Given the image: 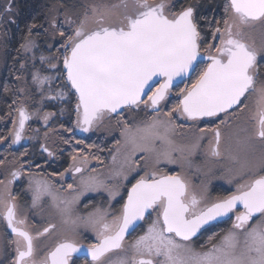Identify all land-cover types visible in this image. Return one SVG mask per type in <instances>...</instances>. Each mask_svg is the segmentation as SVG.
I'll use <instances>...</instances> for the list:
<instances>
[{"label": "snow or ice", "instance_id": "obj_1", "mask_svg": "<svg viewBox=\"0 0 264 264\" xmlns=\"http://www.w3.org/2000/svg\"><path fill=\"white\" fill-rule=\"evenodd\" d=\"M13 2L9 0L3 15H15ZM223 13V27L217 26L211 33L219 43L205 45L201 20L206 18H198L195 4L177 7L174 0H131V4L121 0L112 5H90L82 14H75L76 19L66 10L64 23L73 28L61 45L59 56H37L38 45L32 38L37 25L29 26L20 50L31 55L21 62L20 68L26 69L31 62V83L42 94L46 86L51 92L53 82L60 81L56 94L46 98L64 101L74 97L76 128L88 132L113 114L122 119L125 109H139L141 105L154 115L135 128L123 121L122 135L128 153L112 172V178L119 180L117 184H106L95 175L85 177L80 165L87 164L88 156L83 153H73V163L65 169L73 175L81 174L78 186L67 185V190L76 193L71 199L60 201L47 181L30 180L32 207L43 196H51L63 223L75 226L82 220L95 231L96 243L84 245L64 239L52 247H42L40 239L56 225L33 232L9 187L22 173L11 172V179L0 194V220L12 236L8 241L12 255L7 264H75L73 256L77 253L86 257L83 264H264V43L257 46L249 42L250 29L264 28V0H226ZM50 24L57 28L55 15ZM65 35L59 31L61 38ZM58 63L62 68H58ZM47 70H56L57 74H43ZM177 81L190 83L178 88L177 102L162 112L160 105L177 87ZM10 90L5 84L4 91ZM17 91L23 94L26 88ZM251 97H255V111L250 109ZM17 103L11 133L14 144L24 139L26 122L35 114L29 112L25 99H14L13 105ZM245 113L250 115L244 126L233 123ZM53 115L45 113V124ZM174 116L192 122L223 119L211 129H199L192 143H177L173 137L182 126L174 122ZM221 126L231 129L223 151ZM206 131L214 137L209 155L226 157L234 166L228 169L229 183L236 182L234 192L212 201L207 200L206 188L197 193L182 173L158 169L161 160L168 164L187 162L190 166L189 157L200 147ZM41 148L49 156L54 155L45 145ZM138 152L143 155L133 159ZM112 161L117 164L116 155ZM141 162L146 170L127 189L118 215L109 220L107 211L97 209L87 217L73 218L71 205L86 191L103 187L110 201L120 196L123 181L141 168ZM59 175L63 177L64 173ZM152 211L157 215L147 231L125 245L126 235ZM222 218L232 222L227 230L213 234L218 243L196 251L191 246L193 237L205 225Z\"/></svg>", "mask_w": 264, "mask_h": 264}, {"label": "flooded vegetation", "instance_id": "obj_2", "mask_svg": "<svg viewBox=\"0 0 264 264\" xmlns=\"http://www.w3.org/2000/svg\"><path fill=\"white\" fill-rule=\"evenodd\" d=\"M56 1L61 2L59 3L61 4L60 11L62 9H65V11L67 9L68 10L74 9V10L79 11L78 8H82V7H84V9L87 8V5H86L87 0H56ZM14 10H15V15L13 19L15 20V23L10 22V27H6V32L9 31V29L13 26L15 27L14 32L18 29L21 16L19 18L17 7L14 6ZM65 11H63V13ZM221 12L223 13V10ZM59 24L62 27L65 25H68L66 27H68L69 35L71 34L73 26L66 24V23L64 24V16L60 19ZM220 27L222 28L223 24ZM260 28H258L257 26L255 29L249 30V36H250L249 41L255 42L257 46H260L262 44L259 41L262 38V35H264L263 30H261ZM46 29L47 31H45ZM50 29H53V27L51 26L47 28V25H46V27H38L33 30L37 33L40 32L41 34L40 40H46L47 42L49 41L51 45V50H53L52 53H54L55 56H59L61 55L63 51L61 48V45L64 43V40L60 39L58 42L56 41L60 37L59 31L61 30L58 31L56 29H53L52 31H50ZM62 31H64V29ZM260 31L261 33H259ZM254 32L258 33V37L256 34L253 36ZM218 43H219V40L215 39L214 45ZM58 49H60V52L57 51ZM53 62L56 63L57 61H53ZM58 68H62V64L58 63ZM59 83L60 81H54L51 86L52 88L51 92L49 91L47 87L46 90L48 91H45V93H47L48 95H55L56 89ZM43 99H44V102L42 101L43 105L48 106V107H45L46 109H44V111L46 113H54L53 116H56V114L60 113V109H59L60 106L61 108H63L64 105H67V109L71 108V110H73L72 124L68 123V125L65 126L62 123L61 124H57V123L51 124L49 122H47V124H45V122L36 123V122H33L31 118L29 123L25 126L24 139H22L19 143L14 144L12 142L13 138L11 137L9 138L8 148L11 150H19L22 153H24V155L20 157V160L19 158H10V156L6 157L7 159L4 158L3 164H0V181H3L4 182L3 184H7L8 181L11 179L12 171L14 170L21 171L22 173L21 176L17 178L15 181H13L12 184L9 186L10 190L12 194L17 197V204H18L19 211L21 214L27 215L28 225L33 230L34 233L35 231H42L43 228L47 227L49 224L56 225V228L54 230H51L48 234L42 237L39 241V244L42 247L43 246L52 247L55 245L56 242L64 240V239H72V240H77V239L72 237L71 235L66 234V231L64 230L65 229L64 224L61 220V213L58 210L51 207L53 205L52 203L53 199L51 196L49 195L43 196L41 199L42 204L39 205L40 202H38L36 207H32L33 190L29 186L30 180L33 178L35 179L36 177H39L40 179L49 181L51 191L52 192L54 191L55 192L54 194L59 198V200L63 201L65 198L62 199L61 197L65 193V190L67 188L66 183H68V180L73 178L72 184L75 186L74 177H72L71 173L65 172V169H68L69 165L72 164L73 162L71 159L72 154L82 153L83 151L81 149H77V147L81 146L80 143L76 144L75 142L74 144L67 145V143H64L65 139L62 137L65 134V136L71 137L70 140H66V141H71L73 138L78 141H83V144L86 146L87 145L86 142H88L89 137L96 132L95 131L96 127L88 132H83L80 129L75 127V122H74L75 98L74 97L70 96L69 98H67L69 102H67L66 100L61 101L59 99L57 100H50V99L47 100L46 98H43ZM249 103H250V109L251 108L255 109V97H251L249 100ZM248 114L249 113H246V115ZM211 119H214V118H204V120H211ZM217 125L218 123H212V122L208 124L205 123V129L206 130L211 129ZM11 126H12V123H10L9 131L11 130ZM222 127L223 126H221V130L223 131ZM68 128H71L72 131L71 132L67 131ZM46 133L47 135H45ZM206 133L208 135V131H206ZM75 136L78 139L74 138ZM213 140H214L213 134L212 135L210 134L208 138L204 139L205 141L204 152L206 153V156H208L210 159H214L218 161L220 160V158H214L209 155L210 142H212ZM93 141L95 143L96 139H93ZM93 141L90 144H94ZM41 145H45L50 151L54 153V155L49 156L47 152L43 151V149L41 148ZM83 148L86 151V155H88L89 153L95 152L91 149L88 150L86 147H83ZM108 150H110L109 146H107V149L104 153L105 155L107 154ZM21 165H23V168H21ZM60 173H64L63 177L59 175ZM199 173L206 176V177L202 176L200 178L207 179L208 184H210V187L208 188V194H207L208 201H212L217 197L226 196L234 192L236 189V182H233L231 186H226L225 184H222V181L220 182L221 177L215 178V176L211 175L212 173H208L204 171L199 172ZM66 174H68V178ZM214 178L215 179L219 178V180L215 181ZM225 179H227L226 181L228 182V184H231L229 183V179H231V176H226ZM189 181L192 184V186H194L193 189L196 192L201 190V187L198 185L199 182L194 183L190 179ZM3 184H0V185H3ZM127 189H126V192H127ZM126 192L124 194V197L126 195ZM44 197L47 198V202L46 200L43 202ZM88 198H91V196ZM123 199L119 207V211L123 205ZM80 205H81V201L79 202L78 207H80ZM233 219H234V216H233ZM144 220L138 225V227L129 236L125 238V242L133 239L136 235H138V233L141 231L142 226L144 225L143 224ZM231 222H232L231 219H228V218H222L217 221L210 222L208 225H205L197 233L195 237H193L191 246L193 248H197L201 246L202 244H205L207 247H211V244L213 242L218 243V238L213 236V234L214 233L218 234V233H221L222 231L227 230L231 226ZM75 231L76 230L74 229V232ZM209 237H213V240L209 241ZM91 238H92L91 235L87 236L88 240H90ZM10 239H12L10 229L7 228L6 223L3 220H0V261H2L3 264H7V262L11 259L12 248L11 246L8 245V241ZM96 242H97V238L93 239V241L91 242L87 240L83 241L82 244L87 245V244L96 243ZM85 258L86 257L83 255L73 256V260L75 264H83Z\"/></svg>", "mask_w": 264, "mask_h": 264}, {"label": "rangeland", "instance_id": "obj_3", "mask_svg": "<svg viewBox=\"0 0 264 264\" xmlns=\"http://www.w3.org/2000/svg\"><path fill=\"white\" fill-rule=\"evenodd\" d=\"M117 1L118 0H87L86 5H87V8L93 4H95V5H112V4H116ZM119 1H121V0H119ZM175 1H177V0H174V2ZM8 2H9V0H3V11L7 7ZM59 3H61V2L56 1V0L52 2L53 6L49 10V16L50 17L48 16V19H47V28L51 27L50 20H51V17L53 15L56 16L58 24L60 22V19L64 16L63 11H65V9H62L60 11L61 4H59ZM13 8H14V4H13ZM56 10H59V11L57 12ZM78 10L79 11L74 10V9H72V10L67 9V11L70 14H73V16H72L73 19H76L75 14H82L84 7L78 8ZM14 13H15V10H14ZM3 16H4V20H5L7 25H8V23L10 24V19L12 20L14 17V16H11V17L6 16V15H3ZM66 26H68V25H65L62 27L59 24L57 26L56 30L59 31V30L64 29L66 35L64 38L59 37L56 42H58L60 39L65 40L67 35H69L68 27H66ZM258 28H260V26H258ZM260 29L263 30V32H264V28H260ZM52 30L53 29H50V31H52ZM70 32H71V30H70ZM259 33H261V31ZM250 34H251V32H250ZM255 34L258 37V33L254 32L253 36ZM263 36L264 35H262V38L259 41L260 43H264V37ZM251 37H252V35H251ZM32 38L36 41V43L38 45V50H36L37 56H39L41 54H43L45 56H55V54L52 53L53 50H51V45H50L49 41L47 42L46 40H40V38H41L40 32L39 33L34 32V37H32ZM48 49H49V51H48ZM21 54L23 57L22 62L26 59V57L31 55V53H27V54L24 53L23 50H21ZM3 63H4V45H3V42H1L0 43V70L3 66ZM37 67H40V64L38 61H37ZM27 68L31 69V62H29L27 64ZM44 68L46 69L47 66L44 65ZM43 74L55 76L57 73H56V70H47ZM185 83H189V81H183V82L177 84V87H174L173 92L170 94L169 98L166 101L161 103L160 108H161L162 112H167L169 110L168 107H169L170 103H172V101H174L177 98V95H176L177 91L175 92L174 90L177 89L178 87L179 88H181L182 86L184 87ZM19 84H20L19 88H22V87L26 88V92L22 94L24 97L27 96V92L30 89L34 90L37 93V95H39V97H41L40 102H39L41 105H38L36 108L33 107L32 112H30V113H35L32 116V118L34 119V122H36V123L42 122L43 123L44 122L43 116L45 115L46 112L42 108L43 102H44V99L42 98V96L44 98L47 97L48 94L45 93V91H48V90H46L47 86H46L43 94L40 93L39 91L36 90V86L31 83V77L28 74H27V76L24 75L23 79L19 82ZM47 100H49V99H47ZM66 101L69 102L68 99H66ZM59 109H60V114H56V116H50L48 122L51 124L54 123L57 119V116L59 117L60 122H71L72 121V114H71V111L68 112L67 105H64L63 108H61V106H60ZM62 109H63V113H61ZM251 111H255V109L251 108ZM153 115H154V113L151 109L145 108L143 105H141V107L139 109H135V108L132 110L125 109L122 113V119H121V116H117L116 114H113L111 119L106 118L102 124L98 125L95 128L96 134L94 133L93 135H91L89 137V139H90L94 136H97V137H99V139L106 140V143H105L104 147H101L102 149L96 151V152H100L99 156H97L96 152L89 153L87 155L88 156L87 164L80 165L84 169L83 175L85 177H87L89 175H95L100 180H103L106 184H109V185L117 184L119 182V180L112 178V172L119 165V163L123 162L125 156L128 153V149L126 148L125 142H124V136L122 135V130L124 128L123 121H127L129 126L135 128L138 125L142 126L145 122H148ZM249 115H250V113L248 115H246V113H245L244 116L241 117V120L239 122L234 121L233 123H240L241 126H244V122L247 120V117ZM16 118L17 117H16V113H15L14 119H16ZM216 119L217 118H214L213 120H211V122L219 124L220 119H223V117H221L218 120H216ZM211 122H210V120H204V119L202 120V122L189 121V122L185 123V125H182V127L176 131V134L174 135L173 139H175L177 141V143H192L194 141V138L199 135V129H201V128L205 129V123L208 124ZM248 126L250 127V123ZM222 129H223V131L221 130L222 131L221 150L223 151V149L225 147L226 138H227L228 133L231 129H229L226 126L225 127L223 126ZM12 130H13V127L10 131V137L11 138H13V136L11 135ZM210 134L212 135V133L209 131H208V135L205 132L204 138L200 141V147L195 151V153L193 155H191L189 157V159L191 161L190 166L187 162H182V163H177V164H168L166 161L161 160L160 164L158 165V169L161 172H167L170 174L175 173V172H180L183 175H185L188 178V180L190 179L194 183L199 182L198 185L201 187V190L197 191L198 193L203 192L206 188L207 194H208V188L210 187V184H208L207 179L200 178V177L204 176L203 174L199 173L202 171L212 173L211 175L215 176V178L221 177L220 182L222 181V184H225L226 186H231L232 183L228 184V182L226 181L227 179H225L226 176H230L228 169L234 167L231 164V162H229L226 157L220 158V160H218V161L214 160V159H210L208 156H206V153L204 152V144H205L204 139L208 138V136ZM23 136H24V132H23ZM97 137H96V139H97ZM63 138L65 140H70L71 137L65 136V134H64ZM74 138H77V137H74ZM117 141H119L120 143L117 144ZM68 142L69 143H67V145L74 144L75 142L77 144L78 140L72 138V140L68 141ZM80 145L81 146L77 147V149H81L83 151L82 153L86 154V151L84 150L83 147H86L89 150L88 145L85 146L83 143H80ZM107 146H109L110 150H108L107 154L105 155L104 153L107 149ZM118 148H119V151H117ZM92 150L94 151L93 148H92ZM77 154H80V153H77ZM113 155L117 156V164L116 165H114L113 161H112ZM141 155H143V153L138 152L136 154V156L133 157V159H139V157ZM174 155H176V154H174ZM94 157H98L99 159H95ZM209 169H211L210 172H209ZM93 170H95V171L93 172ZM144 170H146V169L143 168V162H141V168H138L136 171L131 172L128 180L123 181L124 187H122L120 189L121 195L116 197L114 200H111V201L109 200L108 193H107V191H105V189L103 187L99 188L96 191H86L82 196L79 197V199L75 203H73L71 205L73 218L76 219V218L87 217L89 213H95L97 209L107 211L109 213V216H108L109 220L112 218V215H114V214L118 215L119 214V207L121 205V200L124 196V192H126V189L129 188V186L131 185V184H129V182L131 181L130 183H133L136 179L139 178L140 175L144 174ZM168 171H170V172H168ZM69 173H71V172H69ZM71 175H72V177H74V181H75L74 187L78 186L79 182H80L81 174L77 173V174L73 175V173H71ZM232 175H235V173H232ZM66 176L68 178V174H66ZM204 177H206V176H204ZM215 178H214L215 181L219 180V178H217V179H215ZM35 179L36 180L37 179L43 180V179H40L39 177H36ZM72 181H73V178L69 179L68 183L72 184ZM47 182L50 185V182L49 181H47ZM68 183H66V187H67ZM5 185L6 184L0 185V194H2L4 192ZM53 193H55V192L53 191ZM75 194L76 193L72 192L71 190H67V188H66L65 193L62 195L61 198L62 199L63 198L71 199ZM90 196H91V198H88ZM45 200L47 202L46 197H44L43 202ZM80 201H81V205H80V207H78V204ZM39 202H40L39 205H41L42 204L41 200ZM52 203H53V205L51 207L59 211V209L56 207V204L54 202H52ZM39 208H41V207H39ZM156 215H157V213L155 211H152L151 214L147 216V218L145 217V220L143 223L144 225L142 226L141 231L133 239L125 242V245L130 244L137 237H139L140 235H143L147 231L148 226L151 223V221L156 218ZM61 220L63 222L62 216H61ZM64 228H65L64 230L66 231V234L71 235L72 237L76 238L77 239L76 241H78L80 243H83V241H86V240L91 242V241H93V239L97 238L95 231H93L91 227H86L82 220L78 221V224L75 226L64 224ZM74 229L76 230L75 232H74ZM89 235L92 236V238L90 240L87 239V236H89ZM202 246H203V250H206L207 248H209L205 244H202L201 246L195 248V250L201 251Z\"/></svg>", "mask_w": 264, "mask_h": 264}, {"label": "trees", "instance_id": "obj_4", "mask_svg": "<svg viewBox=\"0 0 264 264\" xmlns=\"http://www.w3.org/2000/svg\"><path fill=\"white\" fill-rule=\"evenodd\" d=\"M55 0H14L13 4L18 9V16L20 18L18 29L14 32L15 27H11L9 31L6 32V27H10V24H6L3 16V0H0V43L3 42L4 45V63L0 70V161H4L6 157L10 158H19L23 156L22 152L19 150H11L9 149V138H10V123L14 120L15 108L19 106V104L13 105V100L18 97L25 99L26 106L29 112H32L33 107H37L41 105L39 95L30 89L27 92V96L24 97L17 90L19 89V82L23 79L24 75L27 76L28 68L21 69L20 64L23 60L20 45L24 42V38L28 33V28L32 24H36L37 27H46L47 19L49 16V10L52 8V2ZM131 2V0H128ZM121 1H117L116 4ZM226 0H177L175 4L177 7L188 4L197 5V16L205 17L206 20H201V27L204 29L202 33L205 37L204 44L207 45L209 43H215V40L212 38V31L217 27L221 26L223 23L224 13L223 5ZM219 22V24L217 23ZM34 30L32 31V37H34ZM29 75V74H28ZM22 77L21 80H17L16 77ZM190 83V82H189ZM7 84L11 89L9 92L4 91V85ZM183 87V86H182ZM181 87V88H182ZM179 88V87H178ZM178 88L174 91H178ZM177 102V98L172 101L169 105V109ZM30 103V104H29ZM9 105H12L10 108ZM43 105V110L46 109ZM71 111L73 114V110L68 108V112ZM60 114V113H58ZM174 122L178 125H185V123L189 121H185L182 117H173ZM76 120L75 111H74V122ZM213 120V119H211ZM210 120V122H211ZM218 120V119H216ZM34 122V119L32 118ZM73 122V123H74ZM202 122V121H200ZM54 123L68 125L71 122H60L59 117ZM13 127V123L11 129ZM69 129V128H68ZM9 132V134H8ZM8 134V135H7ZM76 137V136H75ZM94 136L88 140L87 145H92L93 147H88L89 149L96 152L97 150L102 149L104 147L106 140L99 139V137ZM63 138V137H62ZM93 139H96L94 143ZM93 141L94 144H90ZM14 147V146H13ZM17 151V153H16ZM97 156L100 155V152H96ZM170 172V171H168ZM131 182V181H130ZM129 182V184H130ZM125 194V192H124ZM124 197V196H123ZM123 199V198H122ZM122 203V200H121Z\"/></svg>", "mask_w": 264, "mask_h": 264}, {"label": "water", "instance_id": "obj_5", "mask_svg": "<svg viewBox=\"0 0 264 264\" xmlns=\"http://www.w3.org/2000/svg\"><path fill=\"white\" fill-rule=\"evenodd\" d=\"M127 2H128L129 4H131L130 1L127 0ZM249 42H250V41H249ZM250 43H251V42H250ZM181 82H183V81H177V84H179V83H181ZM28 122H29V121L26 122V125L28 124ZM26 125H25V126H26ZM133 183H135V181H134ZM130 187H131V185L129 186V188H130ZM126 197H127V192H126V195H125V197H124V200L126 199ZM124 200H123V203H124ZM147 216H148V215H146V217H147ZM142 221H143V220H142ZM142 221H138V222H137V226H136V228L138 227V225H139ZM136 228H135V229H136ZM133 231H134V230H130L129 234H127L126 237L129 236ZM126 237H125V238H126ZM75 255H82V254L77 253V254H75ZM83 256H84V255H83Z\"/></svg>", "mask_w": 264, "mask_h": 264}]
</instances>
